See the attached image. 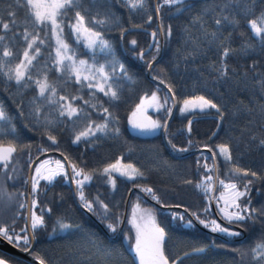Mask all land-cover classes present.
I'll list each match as a JSON object with an SVG mask.
<instances>
[{"label": "snow or ice", "instance_id": "snow-or-ice-1", "mask_svg": "<svg viewBox=\"0 0 264 264\" xmlns=\"http://www.w3.org/2000/svg\"><path fill=\"white\" fill-rule=\"evenodd\" d=\"M116 5L130 13H141L148 24L154 19L157 22V27L149 33L151 41L147 51L140 48L138 53L133 52L151 70L162 53L160 38L167 41L173 35V26L164 23L161 9L167 7L177 14L182 13L188 8L185 0H152L151 4L149 0H0V77L6 90L15 89L12 98L16 109L15 114H9L0 104V209L10 213L0 218V264H116L115 245H105L98 233L67 214L57 213L44 202L42 197L47 195V189L60 181L74 186L80 207L95 216L112 234L109 241L122 236L120 247L127 243L128 251L134 253L129 264H183L192 256L207 257L213 249L229 248L228 243L211 239L196 242L174 256L167 247L172 238L171 224L158 221L155 208L142 206L148 200L162 209H175L170 211L171 222L189 228L202 225L224 237H241L245 231L259 225L258 240L247 248L229 249L236 258L230 264H264V203L257 207L252 197L253 190L264 195L261 187L256 186L258 183L264 186V171L240 163L241 145L244 149L250 145L264 148V70H261L264 65L257 60H250L240 68L229 64V60L237 57L264 55V0H224L213 9H219L213 17L215 30L208 29L202 15L191 21L199 25V35H193L188 26L183 30L192 45L191 51L183 57L184 63L188 64L191 57L195 65L196 58L214 50L216 58L207 65V70L224 91L219 87L204 90L207 79L200 67L193 69L196 76L191 81V91L186 84L181 94L176 82H166L154 75L152 81L156 82V87L151 89L150 95L148 92L141 95L128 115V124L140 135L162 130L163 140L171 149L170 155L175 154L173 159L181 160L184 154L197 153L195 165L199 179L182 181L202 196L203 207L196 210L183 202L167 203L165 190L149 183L155 165L128 159L134 151L131 146L126 154L121 153L113 161L96 167H88L83 152L79 161L73 162L61 150L65 133L69 146L84 145L86 149L122 137L115 106L124 92L122 80L132 77L125 65L115 59L113 42L104 32L105 28L119 27V18L112 11ZM240 18L245 20L250 35L233 47L232 33L225 35L222 29L225 25L238 28ZM141 27L132 25L137 30ZM126 31L120 27L121 39ZM128 43L135 47L137 40L131 39ZM204 44L206 49L202 47ZM81 45L86 51L79 50ZM149 52L152 56L145 61ZM53 72L55 79L50 78ZM69 84L78 92L86 90L88 99L72 94L67 87ZM233 89L250 91L258 100L232 103ZM29 92L31 96H27ZM177 108L186 120L177 133L185 137L180 144L174 142L175 135L169 133L170 118ZM150 109L158 118L148 114ZM240 115L250 119L237 129L232 120ZM257 116L259 135L252 130ZM200 118H211L215 123L205 142L193 138V126ZM19 122H23L22 127ZM25 130L44 141L35 145V156L33 142H24ZM221 133L223 137L213 143ZM50 150L59 152L61 159L53 160L48 156ZM20 157L24 158L23 164ZM218 161L223 162V178ZM97 179L107 192L86 194L85 188ZM118 181L131 184L127 188L128 196L121 197L126 204L131 194L137 193L130 213L124 216L118 211L120 201L114 199L119 191ZM125 219L130 226L127 229L122 227ZM42 234L50 240L78 239L66 246L64 256L53 260L36 248Z\"/></svg>", "mask_w": 264, "mask_h": 264}, {"label": "trees", "instance_id": "trees-1", "mask_svg": "<svg viewBox=\"0 0 264 264\" xmlns=\"http://www.w3.org/2000/svg\"><path fill=\"white\" fill-rule=\"evenodd\" d=\"M152 0H149L151 4ZM188 8L182 13H175L174 9H169L163 7L161 9V17L165 24L171 23L173 26V35L170 39L165 41L163 37L160 38V42L163 46L162 53L156 61L153 62V67L151 70L148 69L147 64L141 61L137 56L133 55V52H139L140 48L148 49L151 36L145 31H130L133 29L132 25L140 24L141 29H148V31H153L157 27V22L155 19L151 24L146 23V17L141 13H130L129 10L122 7L121 5H116L112 11L119 18V27L105 28L104 32L106 38L113 42L115 59L122 62L125 65L131 80H122L124 92L122 94L121 101L115 106V110L118 113L120 120V127L122 132V137L118 141L107 140L102 142L99 146L94 149H86L84 145L69 146L67 133L64 134L61 141V150L65 151L67 155L70 156L73 162H78L81 158V153L83 152V159L87 161L88 167L100 166L103 163L113 161L121 153L126 154V149L131 146L134 148L131 156L128 159H132L138 163L144 164H154L155 171L152 172L150 176L149 183L156 185L157 187L165 190V200L167 203L174 204L176 202H183L185 205L189 206L191 210H196L197 208L203 207L202 196L197 192L192 186L184 185L183 180L192 179L194 182L199 179L197 174L195 159L197 153L193 151L191 154H184V159L175 160L170 155L171 149L166 146V142L163 140L162 132L155 133L151 136H141L132 133L128 124V115L134 109L135 105L139 103V98L145 92L151 94V89L156 87V82L152 81V76L156 75L160 79H164L166 82L171 80L179 85L178 94L184 92L185 85L188 84V90L191 91V81L195 78L196 73L193 70L195 67H200L204 70L205 77L207 79V89H212L214 87H219L221 91H224L223 86L215 84L207 70V65L214 60L215 52L207 51L206 55L196 58L195 65L191 63V57L188 58L189 63L185 64L183 57L191 51L192 45L188 42L186 37L183 35V30L185 26H188L193 33V35H199L200 27L198 24H193L191 21L195 16H203L206 26L209 30H215L213 28V17L215 11L219 9L214 6L219 5L224 2V0H185ZM2 7V6H0ZM259 10V4L257 5ZM205 9L207 11L205 12ZM120 27L127 29L125 35L121 39ZM225 35L229 32L232 33V46L237 47L246 40L250 35V30L246 26V22L243 18H240V25L238 28L232 29L228 25L222 29ZM241 33L244 35L241 36ZM136 39L137 45L133 47L128 43L129 40ZM203 48H207V45H202ZM81 52L86 51L83 46H79ZM152 53L149 52L145 56V61L150 59ZM101 60L104 57H100ZM250 60H257L260 64L264 65V55L259 53L251 55L250 58H234L229 60L231 66L240 68L241 66H246ZM43 61V58H42ZM187 69V71H186ZM163 70V71H161ZM264 70V69H261ZM150 73V75H149ZM56 74L51 73L50 78L55 79ZM150 76V78H149ZM184 76L185 79H181ZM68 90L74 95L83 96L85 100L88 99V94L86 90L77 91L76 88L69 84ZM162 87V86H161ZM15 92L14 88H8L3 83V78L0 77V104H3L9 114H15V103H13V94ZM163 91L160 95H163ZM32 93H27V96H31ZM250 99H257L258 96H253L250 91H239L236 89L232 90L230 94V101L232 103L235 100H242L245 103H249ZM19 102L18 98L17 101ZM107 106V105H106ZM97 117L93 114V119ZM250 119V117L240 115L232 120V123L237 127V129L244 127L245 121ZM186 120L178 115L174 111L172 117L170 118V128L169 133L175 135L174 142L180 144L185 140L184 136L177 135L179 130L183 127ZM259 117H256V121L252 126V130L257 132L259 135ZM23 122H19V126L22 127ZM215 127V123L212 119L198 120L193 126V138L201 142L207 140L208 135L211 134V130ZM235 134V133H234ZM223 137H217L213 143L218 142ZM247 137H245L246 139ZM31 140L33 142V155L35 156L36 150L35 145L44 144V141L33 133H24V142ZM124 141L128 143L125 144ZM46 146V145H45ZM241 151L243 156L240 163L245 167H250L257 171H264V148L257 147L256 145H250L248 149H244L241 145ZM49 152H56L50 150ZM207 154V153H205ZM20 163H24V158L20 157ZM167 161V165L163 161ZM201 163H204L202 160ZM211 164V161H208ZM221 166V177H223V162L218 161ZM25 172L27 170L25 169ZM140 182V181H138ZM119 191L115 195V200L120 201V206L118 211L122 216L125 214L126 203L122 196L127 197V188L131 187V184H124L118 181ZM261 187V191L264 192V186L259 183L256 185ZM21 187V185H17ZM68 181H60L55 184L54 187H49L47 189V195L42 197L45 203L53 206L57 213H63L71 216L77 222H82L85 227L89 230L98 233L100 238L104 241L105 245L109 243L116 246V250L113 252V258L116 264H129L134 256V253L128 251V246L126 243L120 247L122 236L109 241L108 237L112 236L111 233L107 232V229H103L100 225V221L96 219L95 216L86 213L79 204L78 199L74 195V189ZM11 187L9 191H11ZM21 190L23 188L21 187ZM100 192H107L106 187L102 186L100 180L93 181L88 187L85 188L86 194ZM58 194V195H57ZM136 192L132 193L130 201L135 199ZM253 203L255 206L259 207L264 203V195H260L253 190L252 192ZM147 199V198H144ZM147 206L156 209L158 221H162L165 224H171L172 228V238L168 240L167 247L174 256L180 255L183 251H187L188 248L196 242H207L208 240L215 239L217 243H228V249H213L207 257L192 256L185 259L183 264H230L236 258L229 251L231 248L238 246H243L247 248L253 242L259 239L261 235V228L256 225L254 228L245 231L241 237H224L223 234H213L210 229H205L202 225L196 224L195 227L189 228L185 225H179L176 222H171L170 211L175 209H162L159 205L148 200ZM213 210L215 205H212ZM10 215V213L0 209V218ZM127 222V221H126ZM22 224L23 221H20ZM124 229L129 228V225H125ZM78 237H65L64 239H51L46 235L42 234L39 238V243L36 245L37 249L43 250L41 254H46L48 257L55 260L59 256H64L66 252V246L70 243H74ZM90 251H95L94 248H90ZM95 258V257H94Z\"/></svg>", "mask_w": 264, "mask_h": 264}, {"label": "rangeland", "instance_id": "rangeland-1", "mask_svg": "<svg viewBox=\"0 0 264 264\" xmlns=\"http://www.w3.org/2000/svg\"><path fill=\"white\" fill-rule=\"evenodd\" d=\"M150 95V94H149ZM174 111H176L177 113H178V115L183 119V116H182V114H180L179 113V110H178V108L177 109H175ZM131 113V112H130ZM148 114L149 115H151L153 118H158V116H157V113L155 112V111H153V110H149V112H148ZM129 128H130V130H131V132L132 133H135V134H138V135H140L136 130H134L132 127H131V125H129ZM159 132H162V130H160V131H157L156 133H159ZM153 135H155V133L153 134ZM141 136H144V135H141ZM148 136H151V135H148ZM146 137V136H145ZM53 160L54 159H61V157H59V156H56V155H53V156H50ZM221 178H223V177H221ZM131 203H132V201H129V203H128V213H130V211H131ZM142 206H147V205H142ZM147 207H150V206H147ZM6 217V216H5ZM4 218V217H3ZM127 224V222H125V225ZM124 225V226H125ZM186 226V225H185ZM130 227V226H129ZM127 244V243H126ZM127 246H128V244H127ZM129 247V246H128Z\"/></svg>", "mask_w": 264, "mask_h": 264}, {"label": "water", "instance_id": "water-1", "mask_svg": "<svg viewBox=\"0 0 264 264\" xmlns=\"http://www.w3.org/2000/svg\"><path fill=\"white\" fill-rule=\"evenodd\" d=\"M134 30H137V29H131V30H128L127 32H130V31H134ZM137 31H145V32H148V33H150V31H148V29L146 30V29H138ZM146 51H147V49H146ZM149 75H150V73H149ZM149 78H150V76H149ZM206 119H211V118H200L199 120H206ZM50 154H57V155H59L60 156V154L59 153H56V152H51ZM50 154H48L47 153V155H50ZM74 187V186H73ZM130 200V199H129ZM129 200H128V202H127V204H126V208H125V214L126 213H128V203H129ZM124 214V215H125ZM125 222H126V219H125V221H124V224L122 225V227H124V225H125ZM9 251H11L10 249H9ZM28 260H31V257H28L27 258Z\"/></svg>", "mask_w": 264, "mask_h": 264}, {"label": "bare ground", "instance_id": "bare-ground-1", "mask_svg": "<svg viewBox=\"0 0 264 264\" xmlns=\"http://www.w3.org/2000/svg\"><path fill=\"white\" fill-rule=\"evenodd\" d=\"M174 110H175V109H174ZM173 113H174V112H173ZM50 153H51V152H48V154H50ZM53 155L59 156V155H57V154H50V155H48V156H53ZM59 157H60V156H59ZM72 187H73V185H72ZM73 188H74V187H73ZM73 188H72V189H73ZM131 196H132V195H131ZM100 226H101L103 229H105L104 226H103L102 224H101ZM119 237H120V236H117L116 238H119ZM116 238L114 237L113 239H116Z\"/></svg>", "mask_w": 264, "mask_h": 264}]
</instances>
